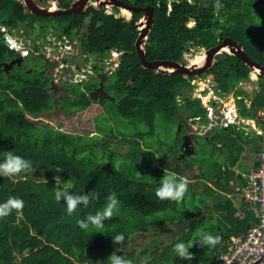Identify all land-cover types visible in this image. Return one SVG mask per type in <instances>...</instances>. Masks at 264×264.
Here are the masks:
<instances>
[{
  "label": "trees",
  "instance_id": "1",
  "mask_svg": "<svg viewBox=\"0 0 264 264\" xmlns=\"http://www.w3.org/2000/svg\"><path fill=\"white\" fill-rule=\"evenodd\" d=\"M123 1L135 6L153 7V21L144 44L149 60L162 58L182 61L185 53L190 54L199 47L209 48L228 36L241 42L249 57L264 65V22L256 23L249 29L247 25L253 23V19L249 18L247 11H241V6L245 4L260 9L264 0H220L222 6L218 11L213 7L216 0ZM113 8L118 10L116 6ZM126 15H115L101 8L65 15L36 16L29 15L17 0H0V61L20 56V51L6 41L5 34L10 32L8 28L22 24L30 31L34 27V16L38 20L42 19L39 20L42 27L51 25L71 35L74 29L86 23L87 33L81 38L84 52L93 58L104 59L113 47L123 51L119 65L104 81L113 97L102 101L108 115L117 114L133 124L145 122L150 126L158 114L175 116L180 123V131L184 132L186 128L190 129L185 122L189 118L191 123L199 121L207 126L210 122L207 109L199 97L192 95V91L196 81L209 73L213 75L218 94L224 95L233 90L238 115L252 118L256 109L264 107L263 76H258V88H254L252 93L248 92L240 82L250 79L252 70L232 53L218 54V61L206 72L189 77L178 72L164 74L155 68L142 66L134 45V37L139 33L134 23L143 13L132 11L131 18ZM17 67V72L0 70L6 72L0 76V163L4 162L7 153L11 151L13 155L30 161L32 167L29 172H21L16 176H0V203L10 197L24 201L22 215L13 210L7 217L0 218V264H108V258L113 252L130 260L131 264L216 263L221 243L202 246L198 242L200 236L192 231L193 235L180 236L171 245L170 251L166 252L169 253L167 256L156 254L139 261L135 250L122 249L136 233L158 229L162 223L174 219L196 216L206 199H199L198 205L194 206L195 214L191 212L192 209L179 208L180 202L159 200L155 190L168 169L156 162L154 154L147 147L139 145L136 139L130 140L131 158L128 159L131 162L140 158L147 160V171L154 178L152 182L133 178L129 169L119 170L112 161V153H108L104 159L91 156L97 147L95 141L106 130L99 124L95 134L79 135L75 147L67 152L52 146L51 128L46 123L33 120V117L52 111L56 106L68 115L87 108L95 101L89 93L98 84L102 66L95 64L94 73L97 75H91L82 86L69 83V95L60 97L59 101L49 89L50 76L40 70L42 65L30 71L26 70L27 66ZM200 97L206 103L203 94ZM245 98L250 99L249 106ZM232 124L222 129H227L231 138L240 141L244 131L240 132ZM203 128L197 125V130ZM192 133L198 139L197 143L200 138L212 147H216L212 141L225 142L221 138H214L213 134L206 135V140L204 133L194 130ZM197 143H194V151ZM233 151L231 157L236 158L239 149L238 152ZM176 155L178 152L173 157L176 158ZM162 157L165 156H160L159 160ZM107 161L109 168H104ZM206 163L202 157L188 161L189 165L199 167L198 171L192 173L188 185L201 184L203 190L209 191L211 187L206 180L228 172L222 171V163L214 160H209L213 174L207 172ZM176 172L180 174L182 168L176 169ZM176 177L177 181L183 178L179 175ZM61 191L74 196L88 193L92 196L87 206L79 204L69 214L64 198L56 199V193ZM112 193L116 194L118 200L112 218L105 219L102 228L89 225L88 230L81 229L77 222L89 214L102 212ZM192 193L197 194L196 187ZM224 201H218L217 207L223 209L219 205L224 204ZM226 201L230 202L228 199ZM246 205L244 201L240 205L241 211L237 212L233 204L229 203L230 209L226 210L229 227L224 231L225 236H237L255 224L257 216L245 208ZM236 212L238 215H234ZM191 223V227L195 225ZM116 234H123L124 241L113 243L112 238ZM181 242L193 254V259H182L173 250L174 245ZM145 252L147 250L142 253Z\"/></svg>",
  "mask_w": 264,
  "mask_h": 264
},
{
  "label": "rangeland",
  "instance_id": "2",
  "mask_svg": "<svg viewBox=\"0 0 264 264\" xmlns=\"http://www.w3.org/2000/svg\"><path fill=\"white\" fill-rule=\"evenodd\" d=\"M105 10L108 11L112 9L109 8V5H106ZM241 11H247V13L249 14V18L253 19V23H249L247 25L249 29L250 27L253 28V25H255L256 23L264 22V3L260 6V9L251 7L247 4L242 5ZM114 12L115 15H126L125 13H128L126 17L130 18L131 16V12L122 11L121 13L120 8L119 10ZM143 18L145 19V17H143L142 15L139 20ZM138 21L134 23L135 26ZM189 24H191V22ZM86 26L87 24L85 23L78 30H76L75 33H73V39L75 42H77L78 45L81 41V38L86 36ZM258 27L259 26L255 27L253 30L257 29ZM36 34L37 30H35L33 34H31L30 36L28 35L27 37L24 34L17 32L14 34V36H11V38L7 37V41L9 42L11 47H14L12 45V42H15L16 46L14 48L16 50H19L20 52L26 51L25 48H29L34 51V46H37V50L38 48L46 49L47 54H49V52L52 51L53 48H44V45L41 43L40 37L36 38ZM203 50L204 48L199 47L190 54L185 53L183 62H185L186 64H192V58L196 57L197 54L203 52ZM78 53H81V49H79ZM68 58L70 60H73V58ZM114 58V62L116 65L119 62V59L116 57ZM216 58L217 56H215L214 58L215 61H217ZM23 60L25 63L27 62L26 65L30 66L31 68H38L42 65L41 60L39 59L32 60L30 58H24ZM59 61H61V58H59ZM80 64L81 69L80 67L77 69V67H75L72 61V65L70 64L69 69L64 70L62 67H60L59 62L57 64V62L55 61L49 67L52 74H55L54 82L58 85H67L68 77L75 81L83 76L84 71L92 72V70L89 68L91 64H93L94 66L95 64H98L99 66L103 67L102 72H108V67L107 65H105V58L100 59V57L93 58V56H90L89 59L86 61L84 59H80ZM57 69H61L64 71L60 72ZM11 70L17 72L19 70V67L14 66ZM4 74H6V72L0 71V76H4ZM209 79L212 78L210 77ZM198 81H196L195 87L192 91V95L197 97H199V94L197 95L196 91L204 87V84L201 82H199L200 85L198 86ZM200 81H204V79H201ZM212 83L213 82H211L210 80L206 87L207 91L205 92L212 91ZM200 101L202 103V98H200ZM105 112L106 110L104 109L102 103L101 105H97V102L93 101V103L90 104L87 108L79 111H74L70 115L65 114L59 109L58 106H56L52 111H46L37 117H33V120L36 123H46V125L51 128L50 139L52 142V146L56 149L67 152L75 147L76 140L79 135L91 136L95 134L96 130H98L97 124H99L106 130L100 135L97 141H95L97 147L94 152H91V156L97 157L98 159H104L107 158L108 153H112V161L114 162L115 167H117L121 171L129 169L130 174L133 178L143 181L152 182L154 178L152 174L147 171V160H143L140 158L134 162H131L128 159L131 158V155L129 154V149L131 147L130 140L132 139H136L139 145L147 147L154 154L156 162L160 166L168 169L166 173H175L177 176L179 175L180 177L186 178L188 181H191V178L189 177L192 175V173L198 171L199 169V167H192L191 164H188V161H191V159H201V157L204 158L207 161V163L205 164V170L207 172H212L211 165H209V160H214L217 162H221L222 164L230 165L232 163V157L230 153H232L233 150L234 153L238 152V149L240 147L238 141L234 140L228 135L227 129L219 128L212 130L211 134L214 135V138H221L225 140V145L222 151H220V149H217L216 147H212L204 141H201L203 139L200 138L199 143L195 145L194 153L185 156L184 159L178 158V155H176L175 158L173 156L175 155V153H179L184 135V131H180V127L178 129V125H180V123L177 121V118L175 116L173 117L169 115L158 114V116L155 117L153 125L150 126L145 122L133 124L125 119H122L117 114L108 115ZM27 117L30 116L27 115ZM221 117H223V114L220 113V119ZM243 121L246 123L245 119ZM214 124L216 125H212V128H216L215 126H220L219 123L214 122ZM188 126L190 127L191 132L193 130L198 131L196 128L197 125L195 123H190ZM239 131L243 132L241 130ZM252 137L256 142L258 139V135L253 134ZM254 146L256 148H259V142H256ZM160 156L165 157H162L159 160ZM108 162L109 161H107V163ZM168 165L170 166L168 167ZM175 166L179 168H176ZM180 168H182V172L179 174L176 172V169ZM210 182L213 181L211 180ZM195 187L197 190L196 195L192 193V190ZM204 197L210 198V193L207 190H203L201 184L198 186L189 184L188 191L186 192L184 198L180 201L181 207L179 208L183 210L186 208L192 209L191 212L195 214L196 208L194 206L198 205L199 199ZM196 219V216L174 219L173 221L162 223L158 227V229L151 228L147 232L136 233L131 236L129 242L124 245L122 249L135 250L136 259L139 261L143 259H149L155 256L156 254H160L161 256H167L169 253L166 252L170 251L171 245L174 244L180 236L187 237L193 235L191 231H186L184 227L187 223L190 226V222H196ZM189 232L191 233L188 234ZM144 250H147V252L143 254L142 252Z\"/></svg>",
  "mask_w": 264,
  "mask_h": 264
},
{
  "label": "crops",
  "instance_id": "3",
  "mask_svg": "<svg viewBox=\"0 0 264 264\" xmlns=\"http://www.w3.org/2000/svg\"><path fill=\"white\" fill-rule=\"evenodd\" d=\"M204 81H198V86L200 85L199 82L204 84V87L200 90L198 89L196 91L197 95L203 94V99L205 100V97L207 99L206 103L202 101L203 106L207 109L208 106H211L213 108V111H215L216 116H213L214 118H209L211 126L216 125L215 123H219L220 121V113L222 114V110H225L227 107L235 108L237 111L236 103H235V97L233 94V90L228 92L227 94L221 95L218 94L217 90L215 89V82L212 79H209L208 77L203 78ZM211 80L212 83V91L211 92H205L206 87ZM240 85H242L248 92L252 93L254 88H258V79L255 80V78H251L245 81H241ZM248 86V87H247ZM205 89V90H204ZM213 95L216 96V99H212ZM201 98V97H200ZM212 99V100H211ZM220 102V103H217ZM246 104L249 106L250 99L245 98ZM222 103V104H221ZM214 106V107H213ZM263 108V107H262ZM256 109L255 116L252 118H246L243 116H239L240 119H245L247 126H255V133L258 135V139L256 142H259L260 147L256 148L254 145L256 144L254 138L251 136H244L245 132H243V138L241 140H237L239 143V152L238 156L236 158L232 157V163L230 165L222 164V171L228 170L227 173H223L222 175H216L213 178H209L206 180L208 185L211 187V189L208 191L210 193V198H206L203 201V205L201 206L200 212L196 214L197 221L194 222L195 225L191 227L188 223L185 225L184 229L186 231H192L195 232L200 236L201 232H207L212 234L213 236L218 235L220 237L221 248L226 246L231 238L233 236H225L224 231L228 230L229 223L227 222V216L228 213L226 210L230 207L229 203L231 202L233 206L236 208V211H241L240 205L244 202V199L241 195V188L244 184V177H242L241 172L247 171L250 169L252 165H254L257 160L256 156L258 151L261 149V136L257 132L258 124H259V117L258 112L262 109ZM207 117H209L207 115ZM251 121V122H249ZM187 125H189L190 122H192L191 118L187 119L185 121ZM196 125L199 127H204L202 130H198L197 133H204V135L211 134L212 130L223 128V126L220 124V126H215L216 128H210L209 124L205 126L202 122H195ZM252 124V125H251ZM249 127V126H248ZM211 130H210V129ZM253 130V127H249L248 131ZM206 136V137H207ZM216 147L220 149V151L223 150V147L225 145L224 142H216ZM184 159V158H183ZM197 167V165H194ZM193 167V166H192ZM189 168V167H188ZM213 174V172H211ZM191 178V176L189 177ZM213 182H210V181ZM223 185V186H222ZM229 200L230 202H227L226 200ZM201 200V199H200ZM224 201V204L219 205L221 208L217 207V204H219L220 201ZM219 201V202H218ZM230 209V208H229ZM235 213L234 215H238V213ZM195 216V215H194ZM193 217V216H192ZM191 227V228H190ZM220 249V248H219Z\"/></svg>",
  "mask_w": 264,
  "mask_h": 264
},
{
  "label": "water",
  "instance_id": "4",
  "mask_svg": "<svg viewBox=\"0 0 264 264\" xmlns=\"http://www.w3.org/2000/svg\"><path fill=\"white\" fill-rule=\"evenodd\" d=\"M99 1L100 7H105V1L109 3V5H114L118 8H120L122 11L132 12V11H141L143 13V17H145V26L144 28L139 32L138 35L134 37L135 40V48L136 51L141 59L142 66L144 67H152L156 70L160 71L161 73H172V72H178L182 73L184 76H191V75H198L199 73H204L210 68L216 61L214 60L215 56L217 54L223 53V52H229L237 57H239L246 65H248L251 70L254 68H257L259 70V74L263 76L264 78V65H261L259 62H257L254 59H251L247 52L245 51V47L241 42L238 40L232 38V37H224L218 44L211 46L209 48H206L203 50V52L206 55L205 61L203 64L197 66L195 64H186L183 61L178 60H171V59H155V60H149L147 51H144V49L141 47L142 44L145 43L147 34L150 31L151 24L153 21V7L151 5H145V6H135L130 3L124 2L123 0H105V1ZM25 7L30 10V12H35L37 14H43V15H56V14H63V13H70V12H76L81 10V3L76 1L72 3L69 7L65 9H57V10H49L45 8L37 7L31 0H24ZM128 14V13H126ZM8 37H11L10 34H8ZM12 45L15 46L16 43L12 42ZM22 59V56H18L16 58H13L9 61H4L0 63L2 65V68L8 72L9 68L13 65V63L17 62L19 63ZM163 67V68H162ZM98 77L100 79L98 85L96 88H94L92 91H90L89 95L93 99L98 98V100L101 102L104 98H113L110 96V94L107 92V90L104 89L103 81L107 79L108 75L106 73H99ZM208 78H213V75L209 73L207 75ZM232 125H234L237 129L243 130L245 132L244 136H251L255 133V127H253V130L248 131L247 123L241 121V122H234ZM180 125H178L179 129ZM236 137V135H234ZM207 140V137H204ZM196 141L192 140L191 134L189 132L185 133L183 135L182 143H181V152L182 155L185 153H192L194 151L193 144ZM211 142V141H210ZM212 145H217L215 141L211 142ZM104 168H109V162L105 163L103 165ZM253 264H264V255L254 262Z\"/></svg>",
  "mask_w": 264,
  "mask_h": 264
},
{
  "label": "built area",
  "instance_id": "5",
  "mask_svg": "<svg viewBox=\"0 0 264 264\" xmlns=\"http://www.w3.org/2000/svg\"><path fill=\"white\" fill-rule=\"evenodd\" d=\"M2 29L6 30L5 27H2ZM5 37L7 41L8 33L5 34ZM122 52L116 47L110 49L108 57L105 58V65L108 67L107 73H111L119 65L120 61L115 65L114 57L120 60ZM257 74L259 75V70L254 68L250 73V77L256 80L258 79ZM216 96L218 95H213L212 98L216 99ZM222 114L223 117L219 121L222 126L244 120L239 118L234 107L222 110ZM207 115L211 119L216 116L211 106L207 107ZM258 117L257 132L261 136V149L256 156L257 162L247 171L241 172L245 181L241 188L242 198L247 203L245 208L252 210L257 216V220L245 232L233 236L225 248L218 250L215 264H253L264 255V107L258 112ZM209 125L211 126V124Z\"/></svg>",
  "mask_w": 264,
  "mask_h": 264
},
{
  "label": "flooded vegetation",
  "instance_id": "6",
  "mask_svg": "<svg viewBox=\"0 0 264 264\" xmlns=\"http://www.w3.org/2000/svg\"><path fill=\"white\" fill-rule=\"evenodd\" d=\"M17 1L23 6V8L25 10L28 11L29 15L35 14L36 16L37 15L43 16V14H37L35 12H30V10L25 7L24 0H17ZM31 1L37 7H40V8H45V9H49V10H57V9L59 10V9H65V8L69 7L72 3H74L78 0H31ZM80 1H82L81 6H80L81 10L76 11V12L86 11L87 9H95L96 10V9H101V8H103L105 10V7H106V5H105V7H100L98 4L96 5L95 4L96 0H94V1L93 0H79V2ZM113 7H114V5H111V6L109 5V8L112 10H108V11L105 10V11L106 12L117 11ZM118 10H119V8H118ZM121 13H122V10H121ZM65 14H68V13L56 14V15H65ZM33 18H34V24H33L34 27H32L30 31H27L26 27L24 25L20 24L16 27L8 28V30H10V32H6V33L10 34L11 36H14L15 33L20 32L27 37L28 35L30 36L31 34H33V32L35 30H37L36 38L40 37L41 43L44 45V48L51 47V48H53V50L50 51L49 54H47L46 49L38 48V50L35 49L34 51H32L29 48H25L26 51L20 52V56H22V59L20 60V62L19 63H17V62L13 63V65L9 68V70L13 69V67L15 65L25 66L27 62L26 63L24 62V60H23L24 58H30L32 60H37V59L41 60L42 68L40 70L46 71L48 73V75L50 76L49 89H50L51 93L54 95V97L59 101L60 97H62L64 95H69L68 91H71V89L68 86L69 83L74 82V83L79 84V85L81 84V86H82L83 82H85L87 79H89V77L91 75L92 76L94 74L97 75V73H94V67L95 66L93 64H91L89 68L92 70V72L91 71H84L83 76L78 78L75 81L72 80L70 77H68L67 85H58L54 82L55 74H52L51 70L49 69L50 65L56 61L57 64L59 62L60 67H62L65 70V69H69V66H70V64L72 65V61H73V64L78 69L81 66L80 59H84L86 61L89 59L90 56L92 57V55L84 52L82 41L79 42V45L77 44V42L74 41V39H73L74 35L73 34L71 35V34H68L66 32H62V31L60 32L58 29L52 28L51 25L48 27H46V26L42 27V23L39 22V20L41 21L42 19L38 20V17H35V16ZM139 21H141V20H139ZM55 24L58 25V22H55ZM78 29L79 28L74 29L73 33H75V31ZM79 49H81V53H78ZM68 57L73 58V60L72 59L70 60ZM59 58H61V61H59ZM216 60L218 61V57L216 58ZM182 61H184V60H182ZM2 62H4V61H0V63H2ZM25 68L27 71H30V69H31L30 66H27ZM34 69H36V67H34ZM80 69H81V67H80ZM0 70H3L1 64H0ZM57 70L60 72L64 71L61 69H57ZM101 73H105V72H101ZM106 74L108 75L109 73H106ZM207 75L204 78H206ZM107 79H108V77H107ZM99 81H100V79H99ZM99 81H98V83H99ZM104 81H103L104 89L107 90L105 87ZM107 92H108V90H107ZM102 101L100 102L98 100V98L95 99V102H97V105H101ZM213 113H214V115H216L215 111H213ZM181 117H183V116H181ZM186 130L187 131L184 132V134L187 132H190L191 136H192V140L196 141V143H197L198 139L194 138V134L190 131V129L186 128ZM204 136L206 137V135H204ZM193 146H194V144H193ZM185 154H187V153H185ZM185 154L182 155L181 148H180V151H179L177 157L183 159L185 157Z\"/></svg>",
  "mask_w": 264,
  "mask_h": 264
},
{
  "label": "clouds",
  "instance_id": "7",
  "mask_svg": "<svg viewBox=\"0 0 264 264\" xmlns=\"http://www.w3.org/2000/svg\"><path fill=\"white\" fill-rule=\"evenodd\" d=\"M221 6L220 0H216L213 5L217 11ZM31 167L32 165L30 161H27L18 155H13L12 152L9 151L4 162L0 163V176H16L21 172H29ZM187 191L188 180L186 178H180L179 181H177L175 173H166L161 178L160 186L155 190V196L161 201L170 200L179 203L184 198ZM91 196V193L75 196L66 191L56 193L57 200H60L62 197L64 198L69 214L73 213L79 204L87 206ZM107 199L108 203L102 212L98 211L95 215L89 214L84 220H79L77 222L81 229L88 230L89 225L96 228H102L103 221L112 218L114 209H116L118 205V200L115 193L109 195ZM23 207V200L16 197H10L6 202L0 203V218L7 217L13 212V210H15L18 215H22ZM124 239L125 237L123 234H116L114 238H112V242L121 243ZM198 242L202 246H215L220 242V237L213 236L207 232H201ZM173 250L182 259H193V254L189 252V249L183 242L175 244ZM108 264H131V261L122 256L116 255V253L113 252L108 258Z\"/></svg>",
  "mask_w": 264,
  "mask_h": 264
},
{
  "label": "bare ground",
  "instance_id": "8",
  "mask_svg": "<svg viewBox=\"0 0 264 264\" xmlns=\"http://www.w3.org/2000/svg\"><path fill=\"white\" fill-rule=\"evenodd\" d=\"M100 1H105V0H100ZM104 3H105V5H109V3L106 2V1ZM95 4L96 5L99 4V1H96ZM137 25H138L137 27H138L139 32H140L144 28V26H145V19L144 18L141 19V21L137 22ZM144 44H142L141 47L145 51ZM205 58H206L205 53L204 52H201L200 54H197L196 57H193L192 60H191V62H192V64H195V65L199 66V65L203 64V62L205 61Z\"/></svg>",
  "mask_w": 264,
  "mask_h": 264
}]
</instances>
